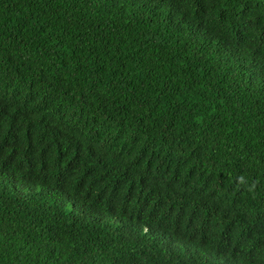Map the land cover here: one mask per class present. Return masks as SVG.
I'll return each mask as SVG.
<instances>
[{"label":"trees","instance_id":"obj_1","mask_svg":"<svg viewBox=\"0 0 264 264\" xmlns=\"http://www.w3.org/2000/svg\"><path fill=\"white\" fill-rule=\"evenodd\" d=\"M0 264H264V0H0Z\"/></svg>","mask_w":264,"mask_h":264}]
</instances>
